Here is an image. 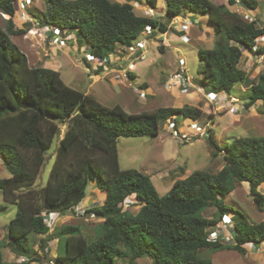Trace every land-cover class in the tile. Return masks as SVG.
<instances>
[{
    "label": "trees",
    "instance_id": "16d2710c",
    "mask_svg": "<svg viewBox=\"0 0 264 264\" xmlns=\"http://www.w3.org/2000/svg\"><path fill=\"white\" fill-rule=\"evenodd\" d=\"M17 1L0 0V12L11 17L5 28L0 27V159L10 173L9 178H0V194L5 203L16 207V215L7 226V239L0 242V264H10L4 261V249L25 262L39 261L30 257L33 237H48L41 243L44 257L50 252L49 242L57 239L64 245L56 264H116L117 259L126 257L129 264H134L146 256L153 264H211L199 256V251L234 248L245 255L247 245L264 242V221L253 224L243 212L224 203L238 183H248L254 205L264 211V195L259 192V187H264V136L235 138L220 147L214 131L208 130L212 156L223 154L222 170L215 174L194 171L160 196L148 175L120 168L118 140L156 138L162 123L174 121L180 126L183 120L198 121L202 110L185 105L128 114L119 105L105 107L67 86L55 70L31 67L11 39L26 33L15 29L12 20ZM164 1L165 23L135 14L136 3L156 10L158 0H126L123 4L110 0H48L46 11L33 17L42 26L76 31L90 46V53L104 59L115 53L118 45L131 46L148 26L153 35H163L171 21L185 18L186 12L207 15L216 31V42L213 49L198 51L203 62L199 84L208 93L230 95L236 86L251 82L240 64L244 51L264 55L261 48L254 52L257 39L264 37V24L260 27L227 5L211 0ZM228 3L236 4L234 0ZM240 4L252 11L259 7L258 0H240ZM103 68L99 66L96 74ZM129 76L135 78L132 73ZM249 91L247 108L264 102V70ZM59 124L67 129L59 140L47 183L34 189L46 155L57 140ZM90 182L105 194L102 205L85 213L102 220L100 233L90 240L78 226L63 225L50 235L47 216L62 217L75 210L86 198ZM128 200L140 206L137 213L124 209ZM213 207L214 218L202 216ZM230 214L235 244L209 242L208 231Z\"/></svg>",
    "mask_w": 264,
    "mask_h": 264
},
{
    "label": "rangeland",
    "instance_id": "374dc122",
    "mask_svg": "<svg viewBox=\"0 0 264 264\" xmlns=\"http://www.w3.org/2000/svg\"><path fill=\"white\" fill-rule=\"evenodd\" d=\"M110 1L121 4L126 2V0ZM211 1L217 4L222 3V0ZM228 1L225 0L227 3ZM21 2L29 3L30 8L27 12L31 16L34 14L40 17L46 11L48 0L18 1L14 24L15 29L18 30L31 27V25L28 27L23 24L24 19L20 18L23 15L20 10ZM165 7V1L158 0L155 18L164 23L166 20ZM230 9L245 19L248 16L249 21L254 18L260 27L264 23V0H260L258 10L251 11L252 13L239 6L237 8L230 7ZM134 10L138 16L142 15V11ZM3 15L0 12L1 28L6 27L7 21ZM186 16L193 22L191 29L185 34H179L174 27L169 25L167 33L163 35L157 33L149 39L146 49L143 50L142 60L137 62L136 78L130 82L117 83L115 81V75L125 74L127 69L128 61L124 59H128V56L124 55L125 48L121 45L116 48L118 56H111L113 60L104 64L103 71L97 75L98 66L90 63L88 66L84 61L90 46L76 31H68L67 35L70 36V39L67 41V46L59 51L49 45L50 40L26 38L25 35L12 36L11 39L28 57L31 67H45L59 72L67 86L87 93L105 107L112 108L119 105L128 114L152 112L157 108H181L185 105L200 108L203 112L201 118L198 121H181V132L192 133L193 131L188 126L196 122L205 127L207 131L210 129L214 131L215 140L220 147L230 144L235 138L264 136V102L260 101L250 108L245 106L249 99L251 84L257 82L259 71L264 69V57L244 51L240 67L248 72L251 82L236 86L230 95L225 92L208 93V90L199 84L203 79V62L199 58L198 51L210 50L215 47L216 31L210 25L207 15L186 12ZM184 21V17L178 20L179 23H184ZM45 27L49 31L52 29L51 26ZM181 35H184L186 42L180 39ZM180 59L186 61V76L192 83L188 87L187 93H182L181 88L176 86L175 80L171 81L170 79L180 70ZM257 67H259L258 70ZM136 87L142 91L137 93ZM167 124L160 125V133L156 138H120L117 144L120 168L123 170L135 169L148 175L160 196L166 195L175 181L187 178L194 171L201 170L215 174L225 165L222 153L216 151L218 156H212L214 149L207 137L196 138L189 142L182 141L180 137H175L166 130ZM58 129L62 131L61 137H57L53 148L47 153L46 163L34 189H41L47 183L59 140L63 137L67 126L59 124L57 131ZM9 177L10 173L4 165V161L0 159V178ZM259 192L264 195V188L259 187ZM104 199L105 194L98 189L97 184L90 182L86 198L79 210L86 212L92 207L102 205ZM224 203L227 207L243 212L253 224L264 221V211H260L254 205L248 183H238ZM124 209L137 213L140 206L132 205L131 200H128ZM215 213L216 208L213 207L203 211L202 216L212 219L215 217ZM15 215L16 207L5 203L0 194V242L6 241L7 226ZM74 217L68 218L65 223L78 226L88 239L94 240L96 234L100 233L101 219L93 215H86L83 218L74 215ZM55 225L51 230L56 231L63 226L60 223ZM47 238L33 237L31 239L30 257L39 261L24 263L48 264L51 259H55L51 252L44 257L41 243ZM233 244L234 242L231 245ZM63 246L58 243L59 250L57 251L54 241L48 243V248L53 250V254L61 253ZM257 248L259 251H256ZM246 250L247 254L244 255L243 252L234 248H210L201 250L198 254L204 260H209L211 264H264V242L257 246L247 245ZM3 251L5 262L22 263V259L17 258L9 249ZM116 264H129V257L117 259ZM134 264H153V261L146 256L137 259Z\"/></svg>",
    "mask_w": 264,
    "mask_h": 264
},
{
    "label": "built area",
    "instance_id": "2783aa9c",
    "mask_svg": "<svg viewBox=\"0 0 264 264\" xmlns=\"http://www.w3.org/2000/svg\"><path fill=\"white\" fill-rule=\"evenodd\" d=\"M19 1V0H18ZM17 1V3H18ZM236 5L241 7L240 0H234ZM30 8L29 3L21 2L20 3V9L23 10L24 13V22L25 25H31V27L23 29L26 31L24 34L26 38H40L44 41L50 40L49 45H51L55 50H60L63 47L67 46V41L70 39V36L67 35V30H62L58 27H52V29L49 31L46 29L45 26H42L40 22L31 16L27 11ZM134 9L142 11V17H148V18H155L156 16V10L150 9L140 3H136L134 5ZM6 17V15H3ZM248 16L246 19L248 20ZM180 18H174L171 21V26L174 27L176 30L178 29L179 33L185 34L188 29L192 26V21L185 19L184 23H179L178 20ZM252 21V20H251ZM179 24V25H178ZM178 25V27H177ZM153 36V29L152 27L148 26L145 31L142 33L141 37L134 41V43L129 47H124V55L128 56V59H124L128 61L127 63V69L125 74H118L115 75V81L118 83L122 82H130L132 79L134 80L136 78V70H137V62L142 60L143 57V50L146 49L147 43L149 42V39H151ZM181 40L187 41L184 37V35L180 36ZM264 47V37H261L257 39L256 46L254 47V52H257L260 48ZM89 53L85 54L84 61L86 60L87 63L90 64H96L98 67L102 66L105 67L104 64L108 63L110 60H113L111 56H118L117 52L110 54L109 56L105 57L104 59H100L97 56H94L90 53L89 50H87ZM261 57V56H260ZM135 58V59H133ZM180 70L172 77L170 78L171 81L175 80L176 86L180 89L182 93L188 92V87L192 85L190 79L186 76V61L184 59H180ZM129 73H132L135 75V78H130ZM124 80H122V79ZM170 85V84H169ZM137 93L141 92L142 89L136 87ZM192 133H182L181 127L176 124L174 121H169L166 127V130L168 132H171L173 136L180 137L182 141H191L196 138L206 137L207 136V130L205 127L200 126L198 123H193L190 126H188ZM86 212H80L79 208H75L70 214H73L77 217L83 218L86 216ZM59 215L57 214H49L47 216L46 223L50 227V229H53V227L56 224V218H58ZM233 220L231 216L224 215L222 217L221 222L219 225H217L216 228L213 230L208 231V241L212 243L220 242L222 244H232L234 242L235 244V231L233 228ZM256 251H259L257 248ZM22 262H25V259H22ZM48 264H56L55 259H51Z\"/></svg>",
    "mask_w": 264,
    "mask_h": 264
},
{
    "label": "crops",
    "instance_id": "0c3cea01",
    "mask_svg": "<svg viewBox=\"0 0 264 264\" xmlns=\"http://www.w3.org/2000/svg\"><path fill=\"white\" fill-rule=\"evenodd\" d=\"M227 1H228V0H227ZM258 1H259V4H260V0H258ZM222 3L225 4V5H227V7H228L229 9H230V7L237 8V6H238V5H236V4H235V5H229L227 2H225V0H224V1L222 0ZM16 6H17V4H16ZM239 7H240V6H239ZM258 8H259V7H258ZM258 8H257L256 10H254V11H257ZM158 9H159V7H158ZM20 10H21V9H20ZM230 10H231L232 12H235V11H233L232 9H230ZM245 10H247V9L245 8ZM249 11L251 12L252 10H249ZM21 12L23 13V10H21ZM252 12H253V11H252ZM252 12H251V13H252ZM23 15H24V13H23ZM23 15L20 17L22 20L24 19ZM16 16H17V9H16L15 16L12 18L14 24H15V17H16ZM5 18H6L7 20H9L11 17H10V16H6ZM185 19H187V20H191L188 16H186ZM253 20H255V19L253 18ZM253 20H252V21H253ZM191 21L193 22V20H191ZM263 24H264V23H263ZM27 26H29V25H27ZM262 26H263V25H262ZM170 27H171V24H170ZM190 29H191V27H190L188 30H190ZM175 30H176V29H175ZM176 31H178V29H177ZM178 33H179V31H178ZM179 34H181V33H179ZM261 49L264 50V48H261ZM252 55H253V54H252ZM254 55H256V54H254ZM256 56H257V55H256ZM256 56H255V58H254L255 60H256ZM258 56H259V55H258ZM262 57H264V55H263ZM27 58H28V57H27ZM28 61H29V59H28ZM29 65H30V64H29ZM44 68H45V67H44ZM240 68H241V67H240ZM258 68H259V67H257V70H258ZM52 70H53V69H52ZM263 70H264V69H263ZM263 70H262V71H263ZM262 71H259V72L261 73ZM260 73H259V74H260ZM86 94H87V93H86ZM214 94H215V93H214ZM262 187H263V186H262ZM263 188H264V187H263ZM91 201H92V200L90 199V202H91ZM90 202H89V203H90ZM82 203H83V202H82ZM79 207H80V206H78V208H79ZM230 216L233 218V214H230ZM70 217L75 218L74 215H73V214H70V213H69L68 215H66V216H62V217L59 216L58 218H56V224H59V223H60L61 225H68L69 223H68V222L65 223V222H66L67 219L70 218ZM55 226H56V225H55ZM52 231H53V230H50V234L52 233ZM53 241H54V244H55V248H56L57 251H58V248H59V247H58V240L56 239V240H53ZM53 241H52V242H53ZM49 249H50V248H49ZM50 252L52 253L51 255L54 256V258H57V255H58V254H53V250H52V249L50 250ZM21 259H24V258H21ZM21 261H22V260H21Z\"/></svg>",
    "mask_w": 264,
    "mask_h": 264
},
{
    "label": "water",
    "instance_id": "95a60500",
    "mask_svg": "<svg viewBox=\"0 0 264 264\" xmlns=\"http://www.w3.org/2000/svg\"><path fill=\"white\" fill-rule=\"evenodd\" d=\"M49 118L54 120V121H56L57 123H60V120H58V119L52 118L50 116H49ZM61 134H62V131L59 129L58 132H57V137L60 138Z\"/></svg>",
    "mask_w": 264,
    "mask_h": 264
},
{
    "label": "clouds",
    "instance_id": "9594fccd",
    "mask_svg": "<svg viewBox=\"0 0 264 264\" xmlns=\"http://www.w3.org/2000/svg\"><path fill=\"white\" fill-rule=\"evenodd\" d=\"M5 15V14H4ZM6 16H8V15H6ZM134 77H135V75H134ZM230 216V215H229ZM232 218V217H231Z\"/></svg>",
    "mask_w": 264,
    "mask_h": 264
}]
</instances>
